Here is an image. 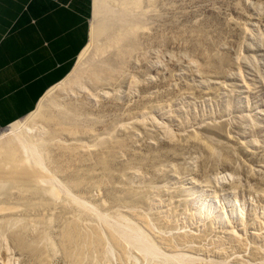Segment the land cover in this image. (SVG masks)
I'll use <instances>...</instances> for the list:
<instances>
[{
    "label": "rangeland",
    "instance_id": "rangeland-1",
    "mask_svg": "<svg viewBox=\"0 0 264 264\" xmlns=\"http://www.w3.org/2000/svg\"><path fill=\"white\" fill-rule=\"evenodd\" d=\"M156 1L153 12L143 18L148 29L139 37L126 68L116 78L94 85L92 73H104L114 54L109 50L104 57H95L103 40L93 39L92 28L101 17L95 15L94 0H90L87 46L69 76L49 91L55 90V112L66 107L80 112L79 126L89 133L80 134L78 143L88 151L123 142L116 161L139 162V173L131 183L144 192L151 190L147 196L148 200L154 198L152 204H112L101 188L89 197L82 186L65 179L59 168L62 159L54 144L71 147L67 139L54 140L51 147L41 145L37 155L30 146L38 139L20 127L13 129L29 115L7 126L0 137L12 134L27 145L30 164L41 163L39 169L46 173L45 185L55 188L62 199L84 207L89 222H96L104 233L123 239L128 256H118L108 241L104 264H264V192L259 191L264 188V0ZM126 15L114 4L104 18L115 23L135 19ZM81 70L91 73L71 87ZM102 90L108 94L103 95ZM91 96L95 99H88ZM149 106H155L150 116L127 120ZM136 156L146 161L140 162ZM57 159L60 164L55 169ZM110 182L109 188L122 185L117 179ZM201 188L203 193L198 196ZM194 201L200 206L195 203L192 207ZM145 219L150 230L143 226ZM134 228L140 235L138 241L131 240ZM6 233L10 253L5 256L1 249L0 264H30V253L22 250L15 232ZM62 254L57 251L49 264H65Z\"/></svg>",
    "mask_w": 264,
    "mask_h": 264
},
{
    "label": "bare ground",
    "instance_id": "bare-ground-1",
    "mask_svg": "<svg viewBox=\"0 0 264 264\" xmlns=\"http://www.w3.org/2000/svg\"><path fill=\"white\" fill-rule=\"evenodd\" d=\"M155 1L156 0H118V1L94 0L93 8L95 15L97 17H101V20L97 24L96 23L94 24L95 26L92 28V37L95 41L100 39L103 40V44L102 45L98 44L99 46L97 45L95 49V55H96L95 57L98 58L104 57L106 52L109 50H112L114 54L112 62L108 63L106 67V71H104V73L101 74L95 72L92 73L95 76L94 85H101L102 82L104 83V80L108 79V77L116 78V76L122 72V69L125 66V63L127 62V59L128 60L130 59L129 58L130 53L136 47L139 37L141 35L143 36L144 32L148 29L143 24V18L149 13L153 12L156 6ZM114 4L118 6L120 11L127 14L126 15L127 17L129 18L134 17L135 19L130 21V19H125L123 17L124 19H121L115 23L110 19H107L109 17L104 18L107 12L110 9H112ZM89 73L91 72L90 71L86 72L84 70H81L79 72V75L77 74L78 78L77 79L75 78L76 79L75 81L71 80L72 82L69 85H71V87L78 86L79 85V82H77L78 79H80V81L81 79L83 80V77L85 75H89ZM90 76H88V80L92 79ZM84 78L86 79V77ZM110 82L113 83V81ZM52 92H48V94L45 97H43V99L41 100L40 104L38 105L34 113L30 114L25 119V121L21 123L19 122L15 123V126L13 127V129L20 127L21 130L23 129L28 135H32V137L38 139L35 145L30 146L31 152H33V154L37 153V155H40V153L38 154L37 148L41 147V145L47 143L50 144L51 142L52 144H54V140H58V139L59 142L62 139H67L68 142L72 145L71 147L65 146L64 144L60 145V143H58V146L57 143L54 144L55 145L54 147H56L59 150V152H55V153H60V158L62 159L61 164L59 162L60 160L58 161V159L56 160L58 162L55 163L54 161L56 158L54 159L50 156L52 159H54L53 162L55 165V169L59 167L58 164H60L59 168L62 169L63 174H65L64 176L67 177L65 179H68L70 182H72L73 185L78 184L82 186L85 193L89 197L94 193L95 190H99L100 188L101 190L103 189L107 197L106 200H109L110 202H112V204H118L123 207L137 206V205L143 206L145 203H147V201H150V204H152L151 202L154 201L153 200L154 198L153 199L151 198L152 200L151 199L148 200V196H147V194H149L151 190H149L148 193L147 191L144 192L141 188H138L132 185L133 183H131L132 178H135V176H137L139 173L137 167V164H139V162L137 163L136 161H134V159H130L128 162L125 163H119L116 161L118 158L120 159L119 150L121 147L123 148L124 145L122 144L123 142H121L120 145L117 144L116 147H113L112 145H111L112 148H110L109 146L107 148L105 147L104 149L103 147L102 150L100 149L101 151H97V150H96L97 152L88 151L86 147L78 143L79 140L78 137L80 134L87 135V133H89L86 130V128H82L79 126L78 119L80 116V112L73 109L71 110L68 107H66L64 111L55 112V110H53L54 109L53 106L55 104L56 97L52 95ZM101 93L103 95L108 94L106 91L103 90ZM88 99L94 100L95 98L91 96L88 97ZM64 107L65 106L58 107L59 108L58 110ZM153 108L149 106L148 109L142 113L130 115L127 118V120L130 121V120L139 119L141 116L144 115L150 116L153 110L155 109ZM150 111L152 112L149 113ZM127 122L128 121H126V123ZM129 123L130 122H128V124ZM3 134L2 137H0V252L2 249V253L5 256L7 254L9 255L10 252L8 253L7 251L8 249L5 246V239H4L5 235L3 234H5L7 231H14L18 237L19 240L18 243H21L22 250L25 249L30 253L29 255L31 259V263L29 262L30 264H35V263L49 264L48 261L50 260V258H51L50 261L54 259V255L57 251L58 253L59 251L63 253L62 255L65 257L64 258L65 264H88V263L91 264L94 261H95L94 264H96V262L98 261L104 264L107 259L106 244L108 245L107 243L108 241L110 242V244H112V247L117 249V251L120 253V254L117 253L118 256L120 255L123 259L124 257L126 258L128 256L126 251V245L120 236H116L115 234L110 232L104 233L102 230L103 228L101 229V227L97 225L96 222L95 223L93 222V224L89 222V213L85 210L84 207L78 205L77 203L75 205L78 206H75L71 202L66 200V198L62 199L61 198L62 196H59V194L56 193V191L54 190L55 188L53 189V187L44 184L43 175H45L46 173L42 174L43 172L41 171V169H39L41 167H39L38 165L39 164L41 165V163L39 164L37 163L34 166L33 164L32 165L30 164V156H29L30 154L28 155L30 149L27 145L26 147L23 142H21L16 137L14 138V135L12 134H8V133H7L8 135L5 134L3 135ZM169 135L167 134L166 137H168ZM9 136H13V137H9ZM28 138L30 137L28 136ZM31 139L33 140V138ZM48 149L50 150L53 148H48ZM57 149L55 150L57 151ZM45 150H47V148ZM43 152L45 153V151ZM46 155H48V153ZM49 155H51V153ZM57 156L55 154V157ZM72 157H75V161H73L74 158ZM136 157L140 160V162L146 161V158L144 159V157H139V156ZM34 158H36L35 155ZM47 158L48 157H46V159ZM122 158L120 162H122ZM47 160L49 162V158ZM59 173L58 175H62L61 170ZM44 178L46 177L44 176ZM114 179L120 181L118 182L120 183V185L122 182V185L119 186L118 188H113V187L109 188L107 186V182H110L111 180L113 181ZM182 189L185 190L183 186ZM259 191L264 192V188L259 189ZM61 192H65V191H61ZM201 193H203V189L198 194V196ZM149 197H152V195H150ZM177 197L180 196L178 195ZM77 202L79 201L77 200ZM195 203L197 202L194 201L192 207L195 205ZM148 204L147 207H149ZM163 205L162 208H164ZM209 206L210 205L208 204V207ZM197 207L196 209L199 208ZM153 209H156L155 206ZM234 212H236V210ZM136 215H140V214H136ZM165 217L167 220V216ZM140 218L142 219V217ZM137 219H139V217ZM142 221L144 222L143 224H145L143 226H146L147 229L150 230L151 226L150 227L147 226L146 219L145 221L144 220ZM169 222L170 221H168V223ZM124 223H127V220L126 222L124 221ZM118 226L117 228H119ZM54 228H56V230ZM136 229L135 232L131 231L132 233L131 240L137 239L136 241H138L140 235L137 236L135 234L137 233ZM53 230L57 232L56 238L55 235L53 237L52 234ZM231 233H232L231 236H234L233 232ZM55 239H57V241ZM184 242L182 243L184 244ZM14 243L17 242H13V244ZM140 244L142 245V243ZM147 245L148 244H146V246ZM9 251H11V248ZM57 255L58 254H56V256ZM25 262L27 263V261Z\"/></svg>",
    "mask_w": 264,
    "mask_h": 264
},
{
    "label": "crops",
    "instance_id": "crops-1",
    "mask_svg": "<svg viewBox=\"0 0 264 264\" xmlns=\"http://www.w3.org/2000/svg\"><path fill=\"white\" fill-rule=\"evenodd\" d=\"M89 5L0 0V133L34 112L69 76L90 39Z\"/></svg>",
    "mask_w": 264,
    "mask_h": 264
}]
</instances>
